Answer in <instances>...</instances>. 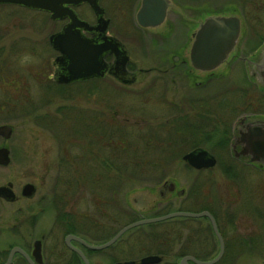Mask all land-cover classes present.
Segmentation results:
<instances>
[{
	"label": "flooded vegetation",
	"instance_id": "1",
	"mask_svg": "<svg viewBox=\"0 0 264 264\" xmlns=\"http://www.w3.org/2000/svg\"><path fill=\"white\" fill-rule=\"evenodd\" d=\"M96 2L101 7L100 14H95L85 1L63 4L71 8L85 25L74 26L75 32L66 33L62 42L65 47L79 44L82 49V45L86 44L117 42L125 54L123 65L107 47L99 57L105 64L101 75L93 74L91 70L89 76L59 81L69 72V60L52 47L49 35L69 22V16L52 17L51 10L45 7L0 1V7L18 12L26 22L43 21L47 30L44 33L45 45L48 51L50 48L55 51L52 60L48 54L38 66L30 60L28 65L24 63L19 67L14 63L18 54L13 53L16 49L1 47L0 53L4 55L0 58L1 86L17 90L24 100L26 98L21 93L25 94L24 89L28 86L39 85L45 92L53 87L54 92L70 88L83 89L92 94L99 82L111 78L126 82V97L130 94L127 89L132 88L129 86L134 83L143 99L164 100L170 107L168 111L140 113L139 107L134 110L137 106L140 109L144 106H133V111L128 112L132 114L133 122L130 120L128 123L126 116L123 128L120 124L108 123L112 126L107 132L102 129L98 133L97 124L92 125L99 138L92 145V157L89 149H83L82 155L75 159H60L59 163L69 166V169L75 167L71 171L76 175H73L74 182H62L59 193L50 191L54 182L48 181L46 187L44 180L41 182L37 177L24 178L22 183L15 182L10 176L0 177V264H235V258L244 245L253 248L264 246V242L255 240L243 244L244 236L249 237V233L257 234L258 231L256 227L237 231L235 225L238 213L245 207L257 226L263 219L259 221L263 213L260 209L264 210V192L260 188L254 189L251 199L245 198L242 204L238 198L236 203L239 189L235 182L241 169L236 167L240 160L244 166L264 167V164L250 161L248 154H241L242 141L239 137L246 126L264 121V65L257 67L263 60L264 35L255 34L251 41H242L244 46L234 51L235 54L222 65L221 70L197 71L189 61L188 46L199 12L211 11H204L207 3L164 0L158 4L152 1L155 6L153 12L161 13L160 20L143 26L136 16L141 0H110L109 5H103L99 0ZM82 4H86L89 10L82 11L79 6ZM196 8L203 9L197 12ZM99 16L101 23L97 21ZM13 19V24L8 20L6 23L15 29L16 22L20 25L23 20ZM140 20L153 21L152 18ZM52 22H60L53 31L50 29ZM112 24H121L122 28H126V44L112 33ZM16 37L26 38L23 31L16 32ZM15 40L13 35H9L4 38L8 44L2 42L0 45L9 46ZM27 45L28 42L24 49L29 53L33 49ZM232 74L236 82L226 88L227 84L223 81ZM242 84L253 85L260 98L256 95L248 98L251 89ZM210 87H216L212 95ZM148 88L150 95L147 97ZM176 88H181L182 92L172 101L170 94ZM242 88L247 92L244 97ZM226 95L231 99L238 95L241 103L237 107L234 101H226ZM13 97L11 100L17 102V97ZM215 102L220 106L215 107ZM236 107L237 112H234ZM93 111L87 115L91 119L98 116ZM137 121H141L142 126L136 125ZM186 124L189 129L179 128ZM176 131L180 133L177 138ZM111 132L114 136H110ZM8 137L0 133V147L6 149L8 157L4 164L0 163V167L12 163V151L5 145ZM100 141L102 147L111 149L108 150L111 151V159H99ZM194 148L211 154L214 163L195 167L182 158L185 152ZM217 148L227 149L232 160L218 162V157L212 152ZM153 151H157V156L143 154ZM84 152L86 155H83ZM162 152H171L172 155L166 156ZM217 162L219 171L234 182V192L229 200L215 198L210 180L197 181L190 175L210 170ZM180 164L186 175L184 180H180L175 172ZM84 167L87 169L85 173L78 170ZM137 173L139 175H133ZM147 173L153 175H145ZM24 184H29V194L23 193ZM73 184L75 189L78 188L74 194L81 206H64L66 197L73 193ZM47 189L49 191L46 192ZM205 210L213 217L221 240L212 230L209 218L201 213ZM184 227L186 234L181 236L183 240L179 237L168 239L170 233L179 234V228ZM115 234L113 240L97 247ZM220 245L222 251L218 258L203 263L217 254ZM146 256H154L155 260H142ZM184 256L186 258L181 263Z\"/></svg>",
	"mask_w": 264,
	"mask_h": 264
},
{
	"label": "rangeland",
	"instance_id": "2",
	"mask_svg": "<svg viewBox=\"0 0 264 264\" xmlns=\"http://www.w3.org/2000/svg\"><path fill=\"white\" fill-rule=\"evenodd\" d=\"M99 2L103 5H109L110 0H99ZM203 2L207 3L205 5L207 7H204V11L237 10L238 13L241 14L243 28L240 36L241 41L239 43H242L244 40H246V43L251 41L252 36L255 34L264 35V0H196L195 4ZM79 6L82 11L89 10L86 4ZM13 17L16 18V21L23 20L22 15L18 12H13L12 10L8 11L6 8L0 7V18H2V21L0 22V37L2 35L0 43L3 42L5 43L4 45L8 44L4 41V38L9 37V35H13L14 38L17 39L12 41L9 46L1 44L0 49L1 47L16 49L13 53L18 52V54L14 59V63L18 64L19 67L20 65L23 66L22 64L24 63H27L28 65L30 60L33 62V65L38 66L45 56L48 57V54H50V59L52 60L55 51L51 48L48 51L47 46L45 45L44 33L47 30L44 29L43 21L26 22L23 20L20 25L16 22L15 29H12L10 28V24L6 23V20L13 24L11 22L14 20ZM23 24L25 25L24 27H22ZM59 24L60 22H52L50 28L51 31L57 29ZM110 30L118 39L126 44V28H122L121 24H112ZM20 31L24 32L26 38L16 37V32ZM27 42V46L33 49L29 53H26V49H24ZM242 45L244 46V44H241L240 47H242ZM3 56V53H0V58ZM238 65H240V63ZM237 69L238 68H235V70ZM231 73L233 72L231 71ZM149 77L150 75L148 78ZM233 77L234 75L232 74L223 81L224 84L228 85H226V88L229 87L230 83L236 82V79ZM239 83L240 82L236 83V85ZM242 86H248L251 90L250 95H247V97L254 98L257 93L255 92L256 89L254 86H250V84H242ZM129 87L132 88L127 89V92L130 91V94L126 97V82L111 80V78H107V81L99 82L97 89L92 94L90 92L87 93L85 90L83 91V89L72 90L70 88L65 89L63 92H54L55 89L53 87H51L48 92H45L44 88H40L39 85H34L28 86L24 89L26 91V95L21 93V96H25L26 98L23 100L20 98V93L17 90H11V88L1 86L0 84V123H8L12 126L9 131V137L5 141V145L10 147L12 151L10 157L12 163L10 165H5L6 167H0V177L3 178L10 176L15 182L21 183L24 181V178L33 179L37 177L41 182L44 180L43 183L46 187L48 185V181L54 182L53 189H50V191H56L55 193L58 191L60 192V188L63 185L62 182L75 181L73 180V175H76V172L71 171L73 168L75 170V167L69 169V166L62 165L59 161L60 159H75L82 155L83 149H89L88 152L90 154V158L92 157V145L96 140L99 141L98 135L95 133L96 130L92 128V125L94 127L97 124L98 133H100L102 129L106 132L109 131L112 124H120L123 128L126 124V116L129 119L127 120L128 123L132 121V114L130 115L128 112H132V109L136 105L144 106L142 109H140V106H137L134 110L137 111V108L139 107L140 113H142V111L147 113L151 110H154L156 113L168 111L167 108L170 107L169 103H164V100L155 102L150 99L149 102L148 99H143L144 97L142 98L140 96L141 94H139V90L137 89V86H134V83H132ZM149 88L147 89V97L150 95ZM210 88L209 93L212 95L213 92H215L214 89L216 87ZM181 92V88H176L174 93L170 94V96H172L171 100L173 101L174 98L177 99L176 96ZM242 93V96L247 93L244 88H242ZM13 96L17 97V102L11 100V98H14ZM48 96L51 97L49 98ZM237 96L235 99H231L226 95V101H234L238 107L241 100L238 99ZM256 96L260 98V94H257ZM29 98H31V100H29ZM242 99V101H244V98ZM143 100L144 103H142ZM214 106L219 107L220 103L218 106L217 102H215ZM237 107L234 112H237ZM92 110H94L93 112H96L98 115L93 119L87 116L88 112H91ZM144 116L145 114H143L142 117ZM135 124L140 126L142 123L141 121H137ZM179 128L189 129V126L186 124L180 126ZM179 134L180 133L176 131V138ZM110 136H114V134L111 132ZM140 144L141 143H139V145ZM134 146H136V143ZM107 148L102 147L100 141L98 148L99 158H112L109 153L111 151H108L111 149ZM214 150L212 152L218 157V162L223 163L224 161H229L230 159L232 160L230 157L231 154L227 151V149L226 151L225 149L222 150L220 148ZM143 154L157 156V151ZM162 154L166 156L172 155L171 152H162ZM178 154L179 153L177 152L176 155ZM83 155H86L85 152ZM102 155H104L105 158L102 157ZM218 162L210 170H204L199 173L196 172L197 174L191 173L190 175L194 176L197 181L203 182L205 180H210L212 182L211 191L214 192L215 198L229 200L232 196V192H234V182L219 171ZM239 162V165L236 167L241 169L236 174L237 181L235 182L236 186L238 185L237 187L239 191L237 195L238 197L235 201L237 203L239 198L243 204L245 198H252L251 195L253 194L254 189L256 190L260 188V190L264 192V189H261L264 188V167H262V169H257L252 165L246 164V166H244V163L241 160ZM182 166L183 165L180 164L179 167L175 169V172L179 175L178 178L180 180H184L186 176L182 172V170H184ZM78 170L82 173L87 171L85 167L78 168ZM101 170L103 169H99L102 174ZM77 173L79 174L78 171ZM126 175L132 174L126 173ZM133 175H139V173ZM145 175L153 174L147 173ZM77 190L78 188L76 187L75 189L73 184V193L66 197L64 206H81L74 194ZM47 191H49V189H47L46 192ZM36 195L37 193L34 196L36 197ZM245 208L238 213V217L235 219L237 231L252 229L254 227H256L257 231L259 226L256 225V220L252 216L251 212H248ZM261 211L264 213L262 208L260 209V212ZM261 219L262 216L260 215L259 221ZM238 224H240V226ZM262 224H264V222ZM185 234L186 228H179V234L177 232H173V234L170 233L168 239L174 240L176 237H179L180 240H183L184 237L181 236H184ZM262 246L263 245H260L257 248L254 247L253 249L250 247H246L244 249L241 248L235 258V264H264V248ZM214 250L216 251V248Z\"/></svg>",
	"mask_w": 264,
	"mask_h": 264
},
{
	"label": "water",
	"instance_id": "3",
	"mask_svg": "<svg viewBox=\"0 0 264 264\" xmlns=\"http://www.w3.org/2000/svg\"><path fill=\"white\" fill-rule=\"evenodd\" d=\"M22 3H30L36 6H41L51 10V16H63L67 14L70 21L67 22L60 30L52 32L49 35V42L52 47L68 57V74L59 81H69L71 79L83 78V76H89L91 70L93 74L101 75L103 72L104 63L101 61L100 53L104 48H109L114 54H117L119 63L123 65L125 61V54L118 47L117 42L100 43L98 45L86 44L81 46H67L62 42L63 36L68 32H75L74 26H84L85 22L76 17L73 10L64 6L63 3H77L80 0H9ZM92 8L95 14H100L101 7L98 6L96 0H84ZM151 1V2H150ZM152 1H157L158 4L163 3L164 0H141V7L137 10L136 16L139 23L143 26L150 24H156L160 20L161 13L153 12L155 6ZM150 4V5H149ZM202 10L196 8V11ZM198 15L197 22L191 32V38L189 41V61L198 70H221L222 65L235 54L237 42L241 35V22L240 16L236 11H221L211 10L210 12ZM152 18L153 21H142L140 19ZM98 22H102L100 16L97 19ZM104 28V27H103ZM77 42H79L77 40ZM234 52V53H233ZM98 57V58H97ZM99 59V60H98ZM264 65V55L261 64L257 67ZM256 67V68H257ZM11 126L8 124H0V133L4 136L9 135ZM240 140L242 141L241 154H248L250 161H255L258 164H264V121L256 124L246 126V129L240 133ZM236 155V153H234ZM182 158L187 160L188 163L195 167L211 166L214 163V157L208 154L205 150L200 148H194L182 155ZM8 160L6 156V149L0 147V163L4 164ZM29 184H24L23 193L29 194ZM134 194V193H133ZM137 194V193H136ZM10 196V194H7ZM179 214L192 215L191 212H178ZM205 214L211 223L212 230L216 234L218 240H221L213 217L206 210L201 212ZM132 224V223H131ZM129 225V224H128ZM126 225V226H128ZM120 229L118 233L121 231ZM115 234L107 242L98 245L101 247L114 239ZM222 247L220 245L217 254L203 263H210L214 261L220 255ZM186 256L181 259L183 263ZM142 260L150 261L155 260L154 256H146ZM198 262V261H197ZM126 264H128L126 262Z\"/></svg>",
	"mask_w": 264,
	"mask_h": 264
},
{
	"label": "trees",
	"instance_id": "4",
	"mask_svg": "<svg viewBox=\"0 0 264 264\" xmlns=\"http://www.w3.org/2000/svg\"><path fill=\"white\" fill-rule=\"evenodd\" d=\"M105 158V157H104ZM99 159H101V158H99ZM106 159V158H105ZM264 211V210H263ZM261 215H262V220H261V223L259 222V228H258V232H257V234L256 233H249L248 235H249V237H246V236H244L243 238H242V240L244 241L243 242V244L244 243H248V242H246V241H258V242H264V224H262L263 223V221H264V213H261ZM263 244V243H262ZM250 247V246H249ZM263 248H264V246H262ZM244 248H246V245H244L243 247H242V249H244ZM250 248H252L253 249V247H250ZM233 250V249H232Z\"/></svg>",
	"mask_w": 264,
	"mask_h": 264
}]
</instances>
